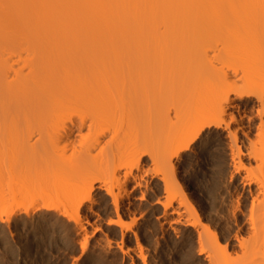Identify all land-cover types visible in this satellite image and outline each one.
<instances>
[{
    "label": "bare ground",
    "instance_id": "6f19581e",
    "mask_svg": "<svg viewBox=\"0 0 264 264\" xmlns=\"http://www.w3.org/2000/svg\"><path fill=\"white\" fill-rule=\"evenodd\" d=\"M249 1L252 0H0V54L7 49H16L44 56L52 51L88 48L76 45L78 43H96L90 49L114 54L123 52L125 44L135 43L140 53V67L134 72L105 73L66 67L53 68L45 63L34 64L26 71L23 70L20 80L14 81L16 86L13 88L12 84L8 90L2 84L3 79L8 76L7 67L0 63V128L1 123H4L2 127L5 126V133L1 131L2 128L0 130V133H4L0 134L1 146H4L8 138V150H12L14 158L23 159L32 154L33 156L26 157L30 163L38 153L40 160H34L43 165L50 163L57 173H52L56 177L65 176L72 171L69 165L79 167L74 166L76 170L72 172L77 173L81 184L76 180L81 186L76 185L72 191L74 193L70 192L67 198L74 220L79 224L81 221L77 218L80 211L88 203L92 204L93 192L100 189L96 187V182L100 184L104 179L102 182L107 187L109 183L121 179L115 174L122 171L124 185L119 186L120 193L113 195V204L118 214L121 191L124 194L127 192L126 187L131 180L138 182L135 184L139 187L142 183L140 181L144 178V172L139 170L142 169L140 166L143 159L158 162L160 166L171 165L173 158L185 152L189 142L203 128L219 125L225 102L234 105L235 110L228 113L230 118L239 114V110L250 103L262 108L258 111L257 107V114L259 117L262 114L261 118L263 117L264 72L253 77L255 80L251 79L253 75L250 77L246 74L250 78L247 79L241 72L236 74V69L245 67V57L239 49L240 52L236 50V43L240 41V35L248 33L247 30L243 34L239 32L240 28L237 26V29L236 24L241 22L237 20H242L241 12ZM255 3L254 6H264V0H255ZM238 7L243 9L240 12L242 15L238 14ZM254 19L257 20V17L254 16ZM254 19L250 21L256 24H251L252 27L260 26L261 21L256 22ZM245 21L247 22V17ZM262 23L260 30L264 28V22ZM243 24L244 21L241 29H247L248 25ZM11 44L18 45L9 47ZM253 46L250 49L254 50L258 45ZM245 52L247 54L248 50ZM131 83H136L143 92L157 91L158 94L141 105L120 102L114 93L121 86ZM174 94L191 99L197 116L181 120L177 112L173 113L161 104L167 95ZM263 121L264 119H260V124L258 123L261 125L260 129L257 125L260 147L253 150L255 155L252 152L260 170V176L256 177L258 191L251 208L254 210L251 213L255 214H251V228L254 231L249 240H237L241 246L235 257L229 256L224 249L226 247H222L217 238H214L216 248L210 249L211 254H208L211 264H264ZM121 122L128 125L126 132H123L125 128L121 129V135H124L118 136L120 139L115 136L113 138L116 141H110L114 135L108 134V125ZM135 123H138L137 126ZM174 124L176 129H180L179 136ZM195 127L198 130L193 135L191 131ZM235 132L231 133L236 136ZM84 133L91 135L86 139ZM186 133L188 135L181 137ZM100 157L104 158V164ZM92 159L95 164H101V167L109 161L107 166H110V174H105L107 166L103 170L106 172L99 174L107 176L105 178L109 181H116L106 183L102 175L100 178L99 174H84L82 171L87 170L90 161L93 163ZM80 172L84 177L79 175ZM87 185V189L82 187ZM136 188L134 186V192ZM125 196L127 195L122 198ZM176 199L177 197H172L170 203ZM44 206L42 209L46 211L53 207ZM114 223L116 225L117 222ZM81 227L83 226L78 228ZM211 244L213 246L214 241Z\"/></svg>",
    "mask_w": 264,
    "mask_h": 264
},
{
    "label": "rangeland",
    "instance_id": "374dc122",
    "mask_svg": "<svg viewBox=\"0 0 264 264\" xmlns=\"http://www.w3.org/2000/svg\"><path fill=\"white\" fill-rule=\"evenodd\" d=\"M253 3L255 0L247 2L244 10L238 7L240 10L238 14L243 10L241 12L243 15L240 14L244 20L237 18L240 19L237 22H241L236 24V27L238 26L240 29L243 21V25H248L247 29L243 28L242 31L237 27L242 34L246 30L248 33L240 35V41L236 43L237 47L235 45L236 50L239 49L242 56L245 57V67L239 68L242 71L236 69L239 70L236 71V74L241 72V75L247 79H250V75H253L250 76L252 79L264 72L262 70V68L264 69V47H262L264 45L262 43L264 42V32L262 31L264 28L260 30L263 25L262 21L264 22V6H254L257 2L254 5ZM251 14L256 16L257 20ZM246 17L247 22L245 21ZM253 19L256 22L261 21L259 22L260 26L252 27L254 22L250 21ZM254 25L256 24L254 23ZM254 27L255 29H253ZM239 32L236 34L238 35ZM236 39L238 38L236 37ZM249 44L252 47H254L253 44H256L260 48L257 46L252 50ZM17 45L11 44L9 47ZM76 45H85L88 48L78 51H52L45 53L44 56L7 49L3 54H0V63L6 65L8 74L3 79V86L8 90L13 84L14 88L16 86L14 81L20 80L23 70L26 71L30 66L41 63L49 64L53 68L66 67L105 73L111 71L134 72L140 67V53L136 49L135 43L125 44L126 49L120 54L101 53L90 49L95 47L96 43H78ZM239 56H241L240 53ZM10 82L12 83L9 85ZM114 94L122 103L130 102L141 105L149 102L158 92H143L136 83H131L121 86ZM253 99L255 100V98ZM161 104L171 109L173 113L177 112L178 116L182 118L181 120L197 116L193 102L187 96L167 95ZM253 107H255L254 110ZM257 109L261 111L262 108L250 103L239 110L241 112L238 113L242 115L244 113L246 117V127L245 123H239L238 127L233 128L230 126L232 123L225 121L223 127H218L217 124V126L203 128L216 133L217 152L211 162L203 157H189L186 151L178 157H174L171 165L160 166L158 162L154 163L148 158H144L140 166L143 170L141 168L139 170L141 173L144 172L143 175L139 172L144 177L140 181L143 184L141 183L139 187L136 185L138 182H131V180L130 186L128 184L126 187L127 192L124 194L123 190L121 191L120 198L123 201H120L118 214L115 204H113V195L120 193L121 187L119 188V186L124 185L123 173L122 171L119 172L120 174L116 172V177H120L122 181L119 178L118 182L113 180L117 182L115 184L116 182L105 178L109 173L108 168L110 169V166H107L109 161L105 162L104 166V158L100 157L103 163L101 167V164L98 163V161L100 162L99 158L98 161L95 160L99 166L92 159L93 163L90 161L89 165L87 164V170L80 167L84 169L82 172L86 175L99 174L106 172L103 170L107 166V173H105L107 176L99 174V177L102 175L106 183L113 182L115 185L109 183L106 187V184L102 182L104 179L100 181L102 186L96 182V187H100V189L93 192L92 204L88 203L80 211V218L78 217L77 220L79 219L81 224L74 220L73 212L70 211L72 208L69 209L67 203L68 194H71L70 192L74 191L76 185H79L77 180L81 184L77 173L72 172L76 165L71 162L70 164L73 166L69 165V168L72 167V171H66L68 173L63 171L66 173L65 176L57 175L56 177L54 174L57 173L55 170L53 171V166L50 163L43 165L34 160H40L38 153L34 155V158L30 157L32 164L28 158L26 159L32 154L24 157L25 160L14 158L12 150H8L9 139L6 138L7 142L5 141L4 146L2 147L0 144V264H98L101 260L106 264H125V262L127 264H183L184 259L191 253H195L199 264H211L208 254H211L210 249L216 248L214 238H217L222 247H226L224 249L228 251L229 256L235 257L236 253L240 251L239 246H241L237 240L240 242L242 239L249 240L250 234L252 235V231H254L251 228V216L254 214L251 213V208H253L252 201L258 191L256 177L260 176V170L253 150L260 147L258 137L260 132L257 129H260L261 126H259L260 119H264V115L263 119L261 118L262 114L259 117ZM252 115L254 121H252ZM175 116L174 114L173 117ZM121 123L108 125V134L114 135L110 141L114 140L113 137L117 138L122 134L121 129L125 128L123 132H126L128 125L125 126L126 123ZM135 124L137 126L138 123ZM175 124L174 128L177 127ZM2 125V130L1 128L0 130L4 132L3 127L5 126L2 127ZM197 128L195 127L191 134L195 135ZM177 129L175 131H178L177 136H179L180 129ZM234 131H236V136L232 134ZM91 134L89 133V135ZM89 135L85 134L84 138L88 139ZM186 135L188 133L181 137ZM0 137L2 136L0 135ZM238 152L240 156H238ZM35 156L38 157L35 158ZM106 159L108 160V158ZM33 160L36 162L35 166L38 167L33 166ZM57 168L56 171H58ZM209 168L212 172L211 189L208 187L207 179ZM53 172L55 173L52 174ZM84 174L80 172L79 175L84 177ZM70 181L73 182L70 183ZM86 183L84 184L86 185ZM112 185L114 186L112 187ZM134 186L137 187L135 192ZM82 187L87 189L89 186ZM98 192L103 193L102 200L97 198ZM123 194L130 196L122 198ZM172 197H177V199L170 203ZM44 205L46 207L53 205V207L46 211V209H42L45 207ZM46 216H55L69 227L60 231H42L38 227V221ZM111 221L117 222L118 225ZM112 223L114 224L112 225ZM81 225L82 229L78 228Z\"/></svg>",
    "mask_w": 264,
    "mask_h": 264
},
{
    "label": "snow or ice",
    "instance_id": "6c2138e0",
    "mask_svg": "<svg viewBox=\"0 0 264 264\" xmlns=\"http://www.w3.org/2000/svg\"><path fill=\"white\" fill-rule=\"evenodd\" d=\"M234 110L235 109L233 104L229 102H225L223 104V111L221 112V124L218 125V127H223L225 121L232 123L233 128L238 127L239 123H245V127L247 126L244 115L237 114L234 117L231 118L229 117L228 113L233 112ZM185 151L187 153V156L189 157H193V158L203 157V158H207L209 162H211V160L215 157L217 152L216 133L204 130L201 134L194 137L189 142V145ZM211 178H212V172H211V168H209L208 177H207L209 181L208 183L209 189L212 188ZM97 198L102 200L103 193L98 192ZM38 227L42 231L51 232V231H60L65 227H69V226L55 216H46L38 221ZM98 264H106V262L101 260L98 262ZM125 264H127V262H125ZM183 264H199V262L195 258V253L189 254L184 259Z\"/></svg>",
    "mask_w": 264,
    "mask_h": 264
}]
</instances>
